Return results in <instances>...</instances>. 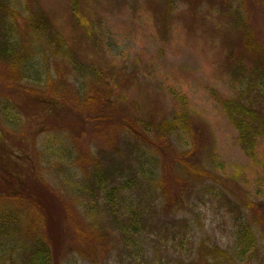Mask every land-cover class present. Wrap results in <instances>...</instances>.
<instances>
[{
	"label": "rangeland",
	"instance_id": "1",
	"mask_svg": "<svg viewBox=\"0 0 264 264\" xmlns=\"http://www.w3.org/2000/svg\"><path fill=\"white\" fill-rule=\"evenodd\" d=\"M31 1L50 16L53 33L64 45H42L40 50L36 46L33 57L20 58L41 70V86L12 75L8 64L0 62V163L14 166L21 180L12 184L9 194L0 192V208L19 218L0 240V264H24L43 238L50 242L54 264H264V220L256 228L259 253L246 263L235 253L236 212H228L225 199L213 190L241 207L254 201L263 209L259 203L264 202V153L256 159L244 153L214 92L235 96L242 86L232 78V66L259 64L255 53L246 52L243 27L231 12L244 14L264 53V0H79V23L71 0ZM64 48H72L73 54L64 57ZM72 58L109 72L114 93L122 98L117 106L127 112L123 123L140 132L144 129L138 116L160 122L178 110L189 114V133L172 134L160 148L156 131L146 139L130 136L135 153L147 151L141 159L147 156L154 163L151 221L162 229V238L168 227L186 223L183 243L148 238L143 257L130 261L116 231L105 240L95 237L97 231L107 230L109 221L99 206L87 213L70 182L79 186L85 168L90 169L88 153H109L111 148L98 135L74 136L69 129L53 128L43 105L34 99L48 93L72 94L78 86L89 93V87L99 86L88 73L76 77L80 73L73 70ZM261 64L264 67V61ZM173 91L185 96L186 103L178 104ZM6 106H12L11 115ZM120 130V135L126 134ZM117 142L125 148L121 138ZM191 149L195 153L189 157ZM165 176L176 185L170 197L169 186L159 181ZM21 189L28 197L19 195ZM218 246L231 258L218 256Z\"/></svg>",
	"mask_w": 264,
	"mask_h": 264
},
{
	"label": "trees",
	"instance_id": "2",
	"mask_svg": "<svg viewBox=\"0 0 264 264\" xmlns=\"http://www.w3.org/2000/svg\"><path fill=\"white\" fill-rule=\"evenodd\" d=\"M71 1L74 18L79 23L80 1ZM231 16L243 27L242 39L246 52L248 54L255 53L256 58H259H257L259 64L249 68L245 62H239L232 66L233 70H230L232 78L236 77L242 87L235 96H222L216 92L214 95L228 120L236 128L238 142L244 153L250 159H256L260 151L264 153V67L261 64L264 61V53L257 44L255 32L244 14L236 9L231 12ZM42 45L48 47L64 45L61 39L53 33V22L50 16L41 8H35L31 0H0V62L8 64L11 74L16 77L22 76L21 78L32 80L36 85L41 86L43 84L41 70L32 69L31 63L22 62L20 58L33 57L35 53H32L31 50L36 46L40 50ZM70 54H73L72 48H64V57H68ZM240 57L243 59V56ZM73 59L71 63H74V66L72 68L80 75L76 76L73 71L70 73L76 77L87 76L88 73L92 79L99 81V86L96 89H91L88 83L89 93L82 91L83 86H78L75 93L72 94L54 93L52 97L48 93V96H42V98L34 96V99L43 105L42 111L47 112L48 122L53 124V128L69 129L74 136L96 137L98 135L102 139L105 138L111 148L109 153L104 150H99L94 155L88 153L87 157L91 162L90 169L85 168V177L80 181L79 186L75 182H70L76 186L83 207L87 209L86 212L97 210L99 206L109 221L107 230L97 231L95 237L105 240L113 231H116L122 241L124 256L130 261H136L138 255L143 257L145 250L143 244L148 238L154 237L166 244L169 241L183 243L184 238L188 235L184 227L186 223L179 225L180 228L176 225L174 228L168 227L162 238L159 232L162 229H159L157 223L151 221L155 197L150 185L153 184V178L157 179L156 172H153L151 168L154 163H151L147 156L144 160L141 159L142 154L143 156L147 155V151L141 154L135 153L133 140L130 136L135 135L146 139L149 133L156 131L159 137L157 147L160 148L161 144H168L171 141L172 134L189 133L192 126L189 114L178 110L172 117L162 119L160 122L153 118L138 116L137 123L144 129L143 132H140L133 124L123 123L127 112L118 108L121 97L119 98L114 93L115 84L111 81L109 72L107 70L99 72L98 70H102V68L96 67L94 64L82 65L77 58L74 61ZM20 65H24L28 70L23 67L20 70ZM58 77L60 85L63 86L64 76L60 74ZM47 82H51L50 77ZM243 85H246V88ZM48 86L51 87V83ZM81 94L85 95L84 100L80 99ZM173 95L178 104L179 102L186 103L185 96L176 91H173ZM123 102L128 103L126 99ZM11 107H5L7 114H10L8 111L11 110ZM119 126L126 134L120 135ZM118 138L119 140L121 138L125 148L120 147L117 142ZM138 147L141 149L140 146ZM194 153L195 149H191L187 156L191 157ZM211 156V161L215 162L213 154ZM14 170V166L10 164L0 163L1 187L4 184L1 193L9 194L12 184L21 183L18 173H15ZM60 172L66 173L64 165H61ZM159 179L169 186L167 196L170 197L171 191L176 187L175 183L166 176ZM213 190H216L215 195L225 199L228 212H236L233 218L235 253L236 257L246 260L247 263L251 261L254 254L259 253L260 238L256 228L258 223L264 220V202L259 203L262 210L256 207L254 201H249L245 207H241L238 203L228 199L224 192L217 188H213ZM20 192L19 195L28 197L24 195L23 190ZM33 202L37 204V200H33ZM17 221L19 218L13 211L0 208V240L3 235L10 233L9 230L14 227V223ZM154 233L156 235L152 236ZM36 245L24 264H54L50 242L43 238ZM215 251L218 256L223 255L231 258L230 253L219 246Z\"/></svg>",
	"mask_w": 264,
	"mask_h": 264
}]
</instances>
